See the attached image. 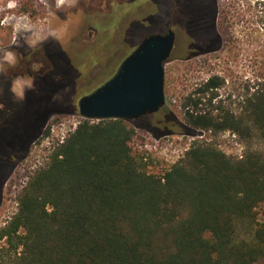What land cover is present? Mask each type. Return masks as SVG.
Wrapping results in <instances>:
<instances>
[{"label": "trees", "instance_id": "16d2710c", "mask_svg": "<svg viewBox=\"0 0 264 264\" xmlns=\"http://www.w3.org/2000/svg\"><path fill=\"white\" fill-rule=\"evenodd\" d=\"M203 1L209 6L199 37L213 52L221 45L217 1ZM183 49L184 56L193 50ZM220 85L213 76L197 98L189 96L182 121L165 106L132 121L81 118L29 177L16 211L0 225V264L264 262V151L246 147L229 156L195 139L156 173L131 146L135 127L154 137L174 129L190 136L230 131L264 143V82L245 95L239 114L212 104Z\"/></svg>", "mask_w": 264, "mask_h": 264}, {"label": "rangeland", "instance_id": "374dc122", "mask_svg": "<svg viewBox=\"0 0 264 264\" xmlns=\"http://www.w3.org/2000/svg\"><path fill=\"white\" fill-rule=\"evenodd\" d=\"M164 1L157 0L161 9L166 7ZM216 1V30L221 45L216 51L191 59L182 58L185 52L183 42H196L198 38L203 42L208 40L199 37L191 12L185 11L187 16L183 11L182 15H175L168 8L164 10L166 21L173 23L177 32L176 46L164 63V106L180 121L183 120L186 110L183 105L187 98L191 95L197 98L195 92L213 76L221 80V85L213 90L215 98L212 104L226 107L235 114L240 113L245 95L264 82V51L260 47L264 44V0ZM153 12L152 6L144 5L136 10L121 4L100 12L89 9L60 10L57 13L65 15L63 21L59 20L60 17L45 15L46 20L40 17L32 24L20 26L23 33H32L29 45L49 44L55 52L59 47L74 70L73 74L70 70L67 76L64 75L68 79L62 88L54 92L53 104L38 107L37 132L30 141L27 153L17 159L2 187L0 225L16 211L17 197L29 177L47 163L55 146L81 120L75 112L77 100L107 81L130 49L137 46L141 35L129 38L128 23ZM6 61H14L10 53ZM64 76L55 75V79L61 80ZM27 82V79L18 78L15 86L18 88ZM135 130L131 146L137 155L144 158L149 171L156 173L181 158L195 139L211 141L229 156H241L246 147L264 151V143L257 137L244 140L230 131L217 134L197 131L195 136H190L174 129L172 134L154 137L143 127H135Z\"/></svg>", "mask_w": 264, "mask_h": 264}, {"label": "flooded vegetation", "instance_id": "af4514ba", "mask_svg": "<svg viewBox=\"0 0 264 264\" xmlns=\"http://www.w3.org/2000/svg\"><path fill=\"white\" fill-rule=\"evenodd\" d=\"M165 2L166 7L161 9L157 5V0H64L59 6L57 0H0V198L2 187L8 178L7 171L9 169L11 171L17 159L27 153L30 141L37 132L38 107L53 104L54 92L63 87L65 80L68 79L66 76L69 71L71 70L73 74L74 70L66 60V55L59 51V47L56 50L58 52H55L49 44L29 45V42H32L30 39L32 33H23L20 26L32 24L40 17L46 20L45 15L60 17L59 20L63 21L65 15L60 16L57 13L60 10L89 9L100 12L121 4L123 7L136 10L144 5L152 6L154 9V12L147 17L128 23L129 38L134 39L135 35L138 37L141 35L137 46L151 35H164L172 30L175 34L174 50L177 32L174 24L166 21L164 15L166 8L175 15H182V11L191 12L193 23L195 22L198 28L196 32L205 31L206 22L203 15H206L208 2L203 0H165ZM180 23L177 24L181 25ZM136 47L131 48L127 56ZM183 48L193 49L182 57L191 59L210 53L212 46L205 45V42L198 38L196 42L190 41L187 44L183 42ZM8 53L14 58L12 63L6 61ZM55 75L66 76L56 80ZM18 78L27 79L29 83L18 84L17 88L15 85ZM156 113L149 117H154ZM14 125L17 127L15 128Z\"/></svg>", "mask_w": 264, "mask_h": 264}, {"label": "water", "instance_id": "95a60500", "mask_svg": "<svg viewBox=\"0 0 264 264\" xmlns=\"http://www.w3.org/2000/svg\"><path fill=\"white\" fill-rule=\"evenodd\" d=\"M174 41L172 30L145 38L111 78L77 100L75 112L96 121H132L158 112L165 105L164 63L172 54Z\"/></svg>", "mask_w": 264, "mask_h": 264}, {"label": "clouds", "instance_id": "9594fccd", "mask_svg": "<svg viewBox=\"0 0 264 264\" xmlns=\"http://www.w3.org/2000/svg\"><path fill=\"white\" fill-rule=\"evenodd\" d=\"M64 0H57V5L63 4Z\"/></svg>", "mask_w": 264, "mask_h": 264}]
</instances>
